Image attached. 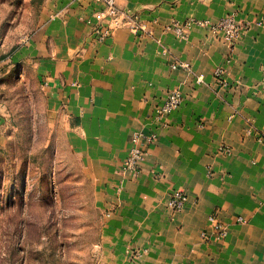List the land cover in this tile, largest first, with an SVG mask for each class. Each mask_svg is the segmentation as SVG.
Listing matches in <instances>:
<instances>
[{
	"label": "crops",
	"instance_id": "1",
	"mask_svg": "<svg viewBox=\"0 0 264 264\" xmlns=\"http://www.w3.org/2000/svg\"><path fill=\"white\" fill-rule=\"evenodd\" d=\"M116 2L136 19L101 41L88 23L101 5L44 0L7 61L36 80L98 176L100 256L105 264H264V0ZM228 16L247 27L234 41L199 24ZM172 89L183 102L160 117ZM135 134L156 138L139 171L127 172ZM177 191L188 197L178 211L169 206ZM212 216L227 226L222 240Z\"/></svg>",
	"mask_w": 264,
	"mask_h": 264
},
{
	"label": "rangeland",
	"instance_id": "2",
	"mask_svg": "<svg viewBox=\"0 0 264 264\" xmlns=\"http://www.w3.org/2000/svg\"><path fill=\"white\" fill-rule=\"evenodd\" d=\"M43 3L0 0V264H105L98 176L36 80L7 62Z\"/></svg>",
	"mask_w": 264,
	"mask_h": 264
},
{
	"label": "built area",
	"instance_id": "3",
	"mask_svg": "<svg viewBox=\"0 0 264 264\" xmlns=\"http://www.w3.org/2000/svg\"><path fill=\"white\" fill-rule=\"evenodd\" d=\"M81 1V0H76ZM102 6V10L94 14V20H89L88 23L94 24L95 33L99 40L103 41L109 38L115 29L122 25L134 22L133 15H130L125 10H122L116 0H91ZM106 22H109L108 26ZM199 24L209 27L213 32L222 33L227 41H234L240 37L247 29V27L236 20L235 16H228L216 23L210 21H202ZM142 28L141 24H135L134 29ZM174 29L178 33H182L183 26L179 23L174 25ZM184 66V65H178ZM176 68L177 65H174ZM217 77H222V71H218ZM183 102V95L179 89H172L168 92L166 101L159 107L160 117L168 116L177 110ZM155 135L135 134L133 137V146L124 162L123 169L127 172H138L140 164L146 156L145 147L154 142ZM188 201V197L184 192L177 191L173 194L169 202V206L174 210H182ZM213 225V236L217 240H222L227 235V226L220 222L215 216L211 217Z\"/></svg>",
	"mask_w": 264,
	"mask_h": 264
}]
</instances>
